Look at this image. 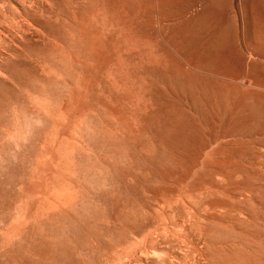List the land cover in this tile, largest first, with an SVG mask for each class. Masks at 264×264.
<instances>
[{
    "label": "rangeland",
    "instance_id": "obj_1",
    "mask_svg": "<svg viewBox=\"0 0 264 264\" xmlns=\"http://www.w3.org/2000/svg\"><path fill=\"white\" fill-rule=\"evenodd\" d=\"M262 19L0 0V264H264Z\"/></svg>",
    "mask_w": 264,
    "mask_h": 264
},
{
    "label": "bare ground",
    "instance_id": "obj_2",
    "mask_svg": "<svg viewBox=\"0 0 264 264\" xmlns=\"http://www.w3.org/2000/svg\"><path fill=\"white\" fill-rule=\"evenodd\" d=\"M246 9H247V8H246ZM256 15H257V14H256ZM261 16H262V14H261ZM258 18H259V17H258ZM258 18H257V20H258ZM260 19H261V18H260ZM260 19H259V20H260ZM257 20H256V21H257ZM262 20H263V19H262ZM263 21H264V20H263ZM257 22H258V21H257ZM261 22H262V21H261ZM243 23H244V22H243ZM259 23H260V22H259ZM229 25H230V24H229ZM259 25H260V24H259ZM261 25H263V24H261ZM263 26H264V25H263ZM258 28H260V27H258ZM262 28H263V27H262ZM253 29H254V28H253ZM262 31H263V30H262ZM260 32H261V30H260ZM262 33H264V32H262ZM262 33H261V34H262ZM259 36L263 37L262 35H259ZM256 37H257V36H256ZM256 37H255V39H256ZM259 39H260V38H259ZM259 39H258V40H259ZM262 42H263V41H262ZM260 61H261V60H260ZM216 63H218V61H217ZM252 78H253V77H252ZM252 81H253V80H252ZM237 87H238V86H237ZM238 177H239V176H238Z\"/></svg>",
    "mask_w": 264,
    "mask_h": 264
}]
</instances>
